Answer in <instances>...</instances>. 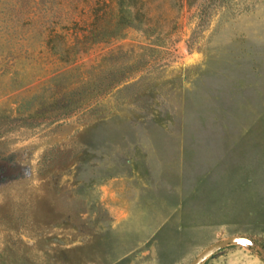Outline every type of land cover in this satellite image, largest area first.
I'll return each mask as SVG.
<instances>
[{
  "label": "rangeland",
  "instance_id": "1",
  "mask_svg": "<svg viewBox=\"0 0 264 264\" xmlns=\"http://www.w3.org/2000/svg\"><path fill=\"white\" fill-rule=\"evenodd\" d=\"M111 1L0 0V264H264V0Z\"/></svg>",
  "mask_w": 264,
  "mask_h": 264
},
{
  "label": "trees",
  "instance_id": "2",
  "mask_svg": "<svg viewBox=\"0 0 264 264\" xmlns=\"http://www.w3.org/2000/svg\"><path fill=\"white\" fill-rule=\"evenodd\" d=\"M130 0H112L111 2H113L115 5H116V12H117V15L115 17V20L113 22V25L114 26H118V25H121L124 23V26H130L131 23H132V20H127L126 19V14L128 13V10L126 8V4L129 2ZM225 0H210V3L211 4H222L224 3ZM106 7H107V4H106ZM92 33L90 32H84L83 31V34L82 35H79V36H76L75 37V41H82V40H89V38L91 37ZM119 84H121V82H118L116 84H114V86H112V88L114 89L116 86H118ZM263 250H264V246H263Z\"/></svg>",
  "mask_w": 264,
  "mask_h": 264
}]
</instances>
